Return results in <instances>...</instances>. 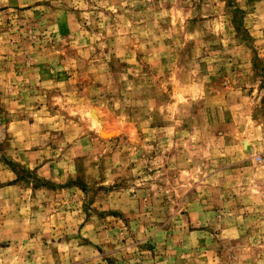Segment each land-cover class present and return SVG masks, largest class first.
Wrapping results in <instances>:
<instances>
[{
    "label": "rangeland",
    "instance_id": "374dc122",
    "mask_svg": "<svg viewBox=\"0 0 264 264\" xmlns=\"http://www.w3.org/2000/svg\"><path fill=\"white\" fill-rule=\"evenodd\" d=\"M0 166V264H264V0H0Z\"/></svg>",
    "mask_w": 264,
    "mask_h": 264
},
{
    "label": "crops",
    "instance_id": "0c3cea01",
    "mask_svg": "<svg viewBox=\"0 0 264 264\" xmlns=\"http://www.w3.org/2000/svg\"><path fill=\"white\" fill-rule=\"evenodd\" d=\"M22 93L20 92V89L17 91V96H14L10 99V104L11 107L13 108L11 111H16L15 113H18L20 115L19 110H17L20 107V104L23 103V100L21 98ZM21 126H25V120L17 116V119L10 120L6 125H5V131L4 137L1 139V143L6 142L7 146L9 147V153L13 155L15 160H19L22 157H27L28 161L34 162V165L37 164L36 159L39 160L41 157V152L40 150H37L34 146H32L33 137H25L23 133H20V131H12L14 128L18 129ZM11 131V132H10ZM9 132V133H8ZM29 145V146H27ZM28 148V149H27ZM32 167V166H30ZM17 179V173L10 169L8 166H0V194L2 193H7L10 191H15L16 189H19L18 184H14V180ZM5 206V200L0 199V207ZM18 214H13L11 215L8 212H5L4 214L0 213V238L1 239H18L20 234H23L21 232V229L23 225H25V221L23 218L20 216H17ZM17 217V218H14ZM13 224L17 227V230L14 232H17L12 236L8 231L9 225ZM30 233H26V236H22L23 239H26L27 236ZM25 237V238H24Z\"/></svg>",
    "mask_w": 264,
    "mask_h": 264
}]
</instances>
